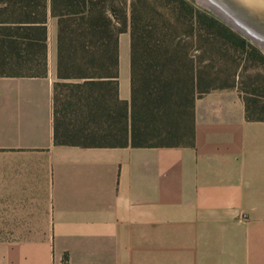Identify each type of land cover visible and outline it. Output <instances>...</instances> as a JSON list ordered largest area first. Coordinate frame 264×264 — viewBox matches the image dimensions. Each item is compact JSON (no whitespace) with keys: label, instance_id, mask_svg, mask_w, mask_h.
<instances>
[{"label":"crops","instance_id":"crops-1","mask_svg":"<svg viewBox=\"0 0 264 264\" xmlns=\"http://www.w3.org/2000/svg\"><path fill=\"white\" fill-rule=\"evenodd\" d=\"M117 53L115 98L128 104L127 40ZM43 59L30 74L0 73V230L53 237L0 239L18 247L0 251V264H51L50 245L80 247L89 263L123 247L125 260L162 264H197L200 245L231 246L238 262L243 247L264 246V119L245 118L235 87L194 98L191 145L56 142L55 96L105 103L111 89L57 75L54 19Z\"/></svg>","mask_w":264,"mask_h":264},{"label":"trees","instance_id":"trees-1","mask_svg":"<svg viewBox=\"0 0 264 264\" xmlns=\"http://www.w3.org/2000/svg\"><path fill=\"white\" fill-rule=\"evenodd\" d=\"M150 2L149 10L156 18L151 17L155 23L148 26L160 30L155 41L152 37L144 40L137 30L141 11L145 14L149 6L147 0H130L127 7L124 0H0L1 66L11 63L30 70L40 67L44 62L46 22L52 18L57 75L90 82L105 78L106 85H110L111 97L105 103L96 97L67 101L55 96L56 142L135 147L191 145L194 98L212 87L204 83L199 70L203 60L198 64L190 60L184 67L178 59L180 51L171 46L167 32L175 29L182 16L189 35L195 39V50L221 43L251 58L255 56L253 46L244 37L193 0H170L168 11L163 9L168 0ZM164 24L167 27L163 28ZM127 27L128 104L115 98L117 35ZM243 102L246 119H264L253 115L254 105L249 99L243 98ZM88 124L104 127L92 131Z\"/></svg>","mask_w":264,"mask_h":264},{"label":"rangeland","instance_id":"rangeland-1","mask_svg":"<svg viewBox=\"0 0 264 264\" xmlns=\"http://www.w3.org/2000/svg\"><path fill=\"white\" fill-rule=\"evenodd\" d=\"M124 1L127 7L130 0ZM168 1L169 3H167L166 7L163 8L165 11H168V6L170 5V0ZM147 3L149 6H147L148 8L146 7L145 14L143 10L141 11L142 19L138 23L137 30L138 32L140 30L144 40H147L148 37H152L155 41L160 37V30L148 26V24L154 25L155 20L151 17L156 18V15H154L149 10L151 7L150 0H147ZM214 16L217 17L216 15ZM217 18L228 25L221 18ZM49 19L51 20L52 18ZM165 26L167 27V25L164 24L163 28H165ZM228 26L244 37L253 46L255 53L253 58L249 57L248 54H245L238 49H234L226 44L224 45L221 43L215 46L206 45L204 49L202 48L200 51L195 50L194 45L196 42L193 36L189 35V32L187 31L188 28L187 23L184 21V16L181 17L180 23L175 26L173 31L166 32L171 35L169 38H171L172 41V48L180 51L178 59L184 67L189 65L190 60L194 64H198V60H203L201 63H199V70L201 71V75L205 84L211 86L212 88L235 87L242 99H249L252 103V106L254 105L252 107L253 115L264 116V51L257 43L240 33L238 30L232 28L230 25ZM162 32L163 31H161V33ZM126 40L129 44L128 27L126 31L120 32L117 35V41L120 44ZM155 45H157L158 48L162 47V44ZM183 53H187L188 55L186 56ZM258 55H261L263 59L258 58L260 57ZM38 68L39 67H35L30 70L26 67L12 66L11 63H8L2 66L0 65V73L30 74L38 71ZM184 139L186 140L185 137ZM157 141L158 140H152V142ZM16 237L50 238L53 237V231L0 230V239ZM8 248L14 249L18 247L0 246V251L2 252L3 249ZM82 248L86 253L88 247ZM48 249L49 254L51 255V264H162L158 262H137L125 260L127 255L125 254L123 247H113L111 260L105 263H89L87 261H80L82 255H79L80 247L77 246L65 245L62 247H57L55 245H50L48 246ZM243 251L244 255H241V260L238 262L236 261L237 259L234 260L231 246L219 247L213 244H208L206 246L200 245L197 249V264H264V246H245L243 247ZM175 264L184 263L175 262Z\"/></svg>","mask_w":264,"mask_h":264},{"label":"water","instance_id":"water-1","mask_svg":"<svg viewBox=\"0 0 264 264\" xmlns=\"http://www.w3.org/2000/svg\"><path fill=\"white\" fill-rule=\"evenodd\" d=\"M194 2L257 43L264 51V15L242 12L237 5L240 0H194Z\"/></svg>","mask_w":264,"mask_h":264},{"label":"bare ground","instance_id":"bare-ground-1","mask_svg":"<svg viewBox=\"0 0 264 264\" xmlns=\"http://www.w3.org/2000/svg\"><path fill=\"white\" fill-rule=\"evenodd\" d=\"M239 9L242 12L264 15V0H240ZM264 18V17H263Z\"/></svg>","mask_w":264,"mask_h":264}]
</instances>
